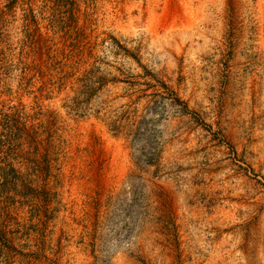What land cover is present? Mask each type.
<instances>
[{"label": "rangeland", "instance_id": "obj_1", "mask_svg": "<svg viewBox=\"0 0 264 264\" xmlns=\"http://www.w3.org/2000/svg\"><path fill=\"white\" fill-rule=\"evenodd\" d=\"M0 264H264V0H0Z\"/></svg>", "mask_w": 264, "mask_h": 264}, {"label": "trees", "instance_id": "obj_2", "mask_svg": "<svg viewBox=\"0 0 264 264\" xmlns=\"http://www.w3.org/2000/svg\"><path fill=\"white\" fill-rule=\"evenodd\" d=\"M66 48L58 50V54L60 57H62V60H60V67H59V78L58 83L63 84L67 81L68 78L73 77L74 73L78 72L76 71L77 65L72 63L73 61V54L74 49H71L70 51H67Z\"/></svg>", "mask_w": 264, "mask_h": 264}]
</instances>
